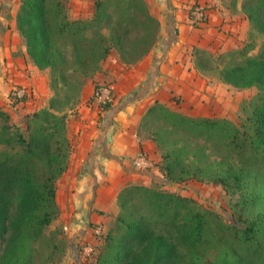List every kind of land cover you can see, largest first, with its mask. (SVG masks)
I'll list each match as a JSON object with an SVG mask.
<instances>
[{
    "label": "trees",
    "instance_id": "obj_1",
    "mask_svg": "<svg viewBox=\"0 0 264 264\" xmlns=\"http://www.w3.org/2000/svg\"><path fill=\"white\" fill-rule=\"evenodd\" d=\"M66 1L21 0L17 12L16 27L28 55L40 70L51 72L54 96L21 123L0 109V264H35V245L48 238L60 216L57 182L69 166V122L86 81L102 70L114 50L124 65H135L158 40L160 23L146 0H95L94 15L85 19H72ZM242 8L251 34L264 36V0H244ZM254 50L248 42L241 49L210 54L206 64L203 55L196 63L200 71H217L229 86L259 89L260 105L246 124L187 115L158 102L146 115L166 122L163 134L149 131L161 148H166L167 136L179 135L188 137L200 154L210 147L237 153V162L220 170L213 182L227 190L246 189L243 208L264 206V44L257 55ZM184 148L171 145L163 156L159 170L168 183L205 178L206 168L188 169ZM140 196L147 203L127 216V205ZM119 205L99 264H264V214L253 219L234 214L226 223L195 207L191 198L142 185L123 192Z\"/></svg>",
    "mask_w": 264,
    "mask_h": 264
},
{
    "label": "crops",
    "instance_id": "obj_2",
    "mask_svg": "<svg viewBox=\"0 0 264 264\" xmlns=\"http://www.w3.org/2000/svg\"><path fill=\"white\" fill-rule=\"evenodd\" d=\"M146 1L160 23L156 45L137 64H116V69L104 77L112 82L114 93L107 109L93 112L85 107L92 94L83 92L82 115L69 129L73 151L68 169L57 183V199L60 192L65 194L64 205L58 204L75 257L81 258L79 245L83 240L94 241L93 226L106 228L115 221L123 189L139 180L143 185L162 184L163 175L156 165L143 171L134 167L142 153L151 162L160 160L154 143L139 135L149 109L157 102L176 111L191 108L199 114L212 109L208 104L215 102L213 94L219 90L196 68L193 51L223 54L251 41L244 0H209V18L201 26L190 22L194 0ZM69 6L72 19L90 18L95 12V0H70ZM15 19V12L0 10V109L11 117L16 114L21 122L25 115L47 107L53 93L49 71L40 70L28 55ZM13 86L33 95L14 110L8 107ZM175 95L184 100L180 108L174 104Z\"/></svg>",
    "mask_w": 264,
    "mask_h": 264
},
{
    "label": "rangeland",
    "instance_id": "obj_3",
    "mask_svg": "<svg viewBox=\"0 0 264 264\" xmlns=\"http://www.w3.org/2000/svg\"><path fill=\"white\" fill-rule=\"evenodd\" d=\"M109 1V0H106ZM21 0H0V10H9L16 13L19 10ZM68 6V11L70 9V0L66 1ZM151 9V7H150ZM152 11V10H151ZM16 24V19H15ZM17 28V27H16ZM17 30V29H16ZM19 33V31L17 30ZM20 35V33H19ZM21 36V35H20ZM22 39V37H21ZM23 40V39H22ZM251 41L255 45V50L252 52V55H257L264 44V36L260 35L257 32L251 34ZM200 51V53L198 52ZM227 53V52H226ZM210 54L218 55L220 53H214L211 51H207L204 49H195L193 51V62L196 65L197 62L201 61V57L204 55L203 64H206V59L210 57ZM122 59L120 54L117 50H114L108 59L104 62L102 66V70L94 75L91 79H88L86 85L84 86L83 92L85 94H92L89 101L90 104L86 102L85 107L91 108L94 112L100 106L93 105L91 102L93 100V90L98 88L99 86H110L112 82L108 79L104 78L106 75L110 74L116 69V64H122ZM108 66V67H106ZM127 66V65H126ZM129 66V65H128ZM49 71V70H48ZM200 71V70H199ZM201 74L207 78V80L211 81L213 85H217V89L219 90V94H213L214 103H209L212 109L204 111V113H195L191 111V108L187 109L186 111H176L171 109L175 112H180L187 115H192L195 117H206V118H219L231 121L236 126H241L247 123L252 116L253 110L260 105V91L257 87L251 88H234L233 86H229L219 80V75L217 71H213L210 69H205L200 71ZM51 72L49 71V86L51 85ZM93 81V82H92ZM222 85V86H220ZM52 91V97L54 96V90L50 86ZM113 92V91H112ZM114 94V93H112ZM83 96V95H82ZM30 98L33 95L29 96ZM28 97V99H29ZM51 97V98H52ZM83 97L80 99V102L76 106V112L73 114L69 122V129L73 127V123L75 121H79L81 106H84L82 102ZM51 100V99H50ZM174 104L180 105L184 102L181 96L175 95L173 96ZM205 100V99H204ZM50 102V101H49ZM205 102V101H203ZM211 102V101H210ZM111 101L110 104H112ZM49 105V104H48ZM103 105V104H100ZM9 107V106H8ZM180 108V106H179ZM213 112V113H212ZM147 115V114H146ZM146 115L143 117L139 135L144 138L152 139L149 134L151 130L152 134H163L166 131V122L164 120H154V119H147ZM13 121L17 120V123H21L18 121V117L16 114L13 113L12 117ZM69 129H68V136H69ZM70 138V136H69ZM71 140V139H70ZM167 144L166 148H161L155 142L156 153L159 155L160 160L159 163H156L154 160L152 163L156 165V167H163V156L170 150L171 145L178 144L181 148H184L185 153L184 157L188 160V169L196 170V168L202 167L203 169L206 168L207 171L205 172V178L202 181H188L183 182L181 184H173L168 183V181L164 178L162 179V184L154 182L150 185H143L139 180L136 184H131L119 194V196L125 192L131 186L142 185L146 187H150L156 190H161L164 192H176L184 197H188L193 199L196 203L195 207L200 210L210 211L217 216L221 217L224 222H232L234 214H241L244 219H253L259 216V214H264V206H257V207H245L243 208V204L247 202L249 195L246 189L237 190L231 189L227 190L223 186L214 183L213 180L217 176V173L221 170L224 172L228 168H230L233 162H237V153H226L222 147H210L206 154L198 153V147L192 144L188 137L186 136H179V135H169L166 137ZM72 155V154H71ZM211 166L213 169H210ZM134 167L138 170H150L141 168L134 164ZM161 172V171H160ZM61 179V178H60ZM59 179V180H60ZM58 180V181H59ZM58 183V182H57ZM119 196H118V206H119V214L121 212V208L119 205ZM65 194L60 192L58 196V203L63 204L65 203ZM147 203L141 196L137 197L134 201L127 205V216H132L134 213L138 214V211L143 206V203ZM59 205V204H58ZM16 212V206L12 208L11 215L14 216ZM61 214L62 211L60 209V216L57 220L53 222L50 229L48 230V238L45 240H40L35 245V264H99L97 262L98 255L104 251L102 239H100V245L97 247V253L94 257L92 262H85L83 260V256L81 254V258L79 256L75 257L73 253V246L71 243V235H69V231L65 229L63 221H61ZM118 214V215H119ZM118 217V216H117ZM116 217V219H117ZM116 219L111 224H108L105 228L106 231H110L116 227ZM93 231V229H92ZM94 236V235H93ZM85 242H94V241H82L79 245V249L81 251L82 247L84 246ZM103 243V244H102Z\"/></svg>",
    "mask_w": 264,
    "mask_h": 264
},
{
    "label": "built area",
    "instance_id": "obj_4",
    "mask_svg": "<svg viewBox=\"0 0 264 264\" xmlns=\"http://www.w3.org/2000/svg\"><path fill=\"white\" fill-rule=\"evenodd\" d=\"M211 10L209 0H194L190 9V22L193 26H201L207 23L209 18V12ZM113 89L111 86H99L94 94L92 104L100 106L99 110H104L105 106L113 101ZM32 95L28 90L19 86H13L9 94V108L16 109L21 104L28 100V97ZM89 105L90 101L88 102ZM103 104V105H100ZM91 109V108H90ZM134 164L145 169L153 168L154 164L149 160L146 154H140L134 161ZM105 227L101 224L93 226L94 242H85L81 249V254L85 262H92L97 253V247L100 245V239L104 241Z\"/></svg>",
    "mask_w": 264,
    "mask_h": 264
}]
</instances>
